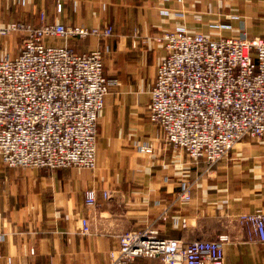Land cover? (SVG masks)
<instances>
[{"label": "crops", "instance_id": "0c3cea01", "mask_svg": "<svg viewBox=\"0 0 264 264\" xmlns=\"http://www.w3.org/2000/svg\"><path fill=\"white\" fill-rule=\"evenodd\" d=\"M43 23L112 27L108 38L45 40L76 54L100 51L112 86L98 125L96 170L9 168L0 155V264H110L122 234L146 229L184 245L228 235L226 264H264V244L251 240L241 220L264 213V142L247 138L209 166L168 143L150 119L165 57L154 38L186 28L264 39V0H0V31ZM25 36L0 33V60L17 57ZM144 145L153 153H141ZM183 183L189 201L180 199ZM88 190L97 193L94 207L86 205ZM133 264L162 262L140 257Z\"/></svg>", "mask_w": 264, "mask_h": 264}, {"label": "built area", "instance_id": "2783aa9c", "mask_svg": "<svg viewBox=\"0 0 264 264\" xmlns=\"http://www.w3.org/2000/svg\"><path fill=\"white\" fill-rule=\"evenodd\" d=\"M13 32L26 36L17 57L0 60L4 164L96 170L98 125L112 86L104 73L103 55L100 51L76 54L69 47L47 45L45 40L108 38L114 35L113 28L43 23L31 31L21 24L0 31L1 35ZM154 42L165 49V57L151 90L150 119L168 143L213 166L247 138L264 142L263 38L245 34L213 38L180 28L162 33ZM140 152L152 154L153 147L144 145ZM180 199H191L186 183ZM96 201V191L88 190L86 205L94 207ZM241 220L251 240L264 244V213ZM84 231L89 233V227ZM158 234L155 229L122 234L120 248L110 253V264H133L140 257L160 259L162 264H226L228 235L184 245L159 239ZM31 254H35L33 249Z\"/></svg>", "mask_w": 264, "mask_h": 264}, {"label": "rangeland", "instance_id": "374dc122", "mask_svg": "<svg viewBox=\"0 0 264 264\" xmlns=\"http://www.w3.org/2000/svg\"><path fill=\"white\" fill-rule=\"evenodd\" d=\"M56 46V45H55Z\"/></svg>", "mask_w": 264, "mask_h": 264}]
</instances>
